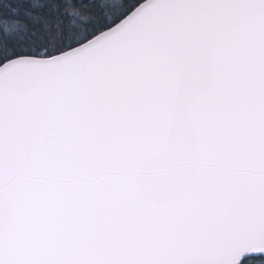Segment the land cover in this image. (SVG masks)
Returning <instances> with one entry per match:
<instances>
[{"label":"snow or ice","instance_id":"1","mask_svg":"<svg viewBox=\"0 0 264 264\" xmlns=\"http://www.w3.org/2000/svg\"><path fill=\"white\" fill-rule=\"evenodd\" d=\"M0 264H264V0H0Z\"/></svg>","mask_w":264,"mask_h":264}]
</instances>
